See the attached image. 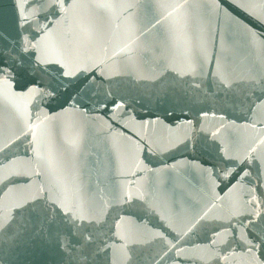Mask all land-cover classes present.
<instances>
[{
    "label": "snow or ice",
    "instance_id": "6c2138e0",
    "mask_svg": "<svg viewBox=\"0 0 264 264\" xmlns=\"http://www.w3.org/2000/svg\"><path fill=\"white\" fill-rule=\"evenodd\" d=\"M16 26L18 29H22V25L19 22H17ZM10 36L11 33L6 35L3 24L0 22V73L5 72V63L2 54L5 41L9 40ZM20 39L22 46V34ZM54 71L58 70L54 69ZM195 86L198 88L199 84L197 83ZM250 91L252 95H245L241 103H247L249 105V111L257 106L264 109V84L258 83L253 85ZM237 178H240V173L235 172L234 169L233 172L228 173L224 177L229 183L237 180ZM9 182L15 183L16 180L10 178ZM28 204L30 211L33 213L32 228L30 231L31 242H38L44 246L55 247L66 252H77L79 249V255L85 261L87 260L85 250L91 249L93 246L99 250L100 245L105 243L103 236L107 235V232L104 231V226L97 224L85 215L81 213L66 214L54 201H49L45 197H37L35 200L29 201ZM108 230H111V226H108ZM256 239L259 243H252L249 252L257 253L253 257V264H264V232L257 235Z\"/></svg>",
    "mask_w": 264,
    "mask_h": 264
}]
</instances>
